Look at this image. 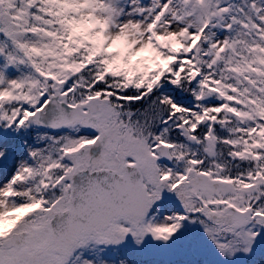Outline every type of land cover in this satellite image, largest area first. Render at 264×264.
Here are the masks:
<instances>
[{"label":"snow or ice","instance_id":"6c2138e0","mask_svg":"<svg viewBox=\"0 0 264 264\" xmlns=\"http://www.w3.org/2000/svg\"><path fill=\"white\" fill-rule=\"evenodd\" d=\"M0 264H264V0H0Z\"/></svg>","mask_w":264,"mask_h":264}]
</instances>
